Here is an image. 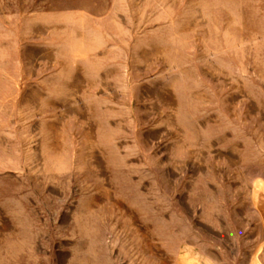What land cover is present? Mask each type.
Instances as JSON below:
<instances>
[{"label": "rangeland", "instance_id": "1", "mask_svg": "<svg viewBox=\"0 0 264 264\" xmlns=\"http://www.w3.org/2000/svg\"><path fill=\"white\" fill-rule=\"evenodd\" d=\"M0 264H264V0H0Z\"/></svg>", "mask_w": 264, "mask_h": 264}]
</instances>
